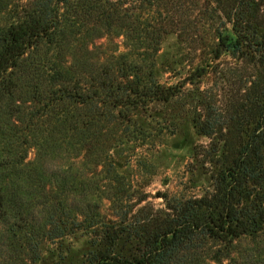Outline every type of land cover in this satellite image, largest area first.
Returning <instances> with one entry per match:
<instances>
[{"label": "trees", "instance_id": "1", "mask_svg": "<svg viewBox=\"0 0 264 264\" xmlns=\"http://www.w3.org/2000/svg\"><path fill=\"white\" fill-rule=\"evenodd\" d=\"M163 1L0 0V262L36 264L82 231L81 264H264V0H195L219 25L171 86L154 76L163 37L207 23ZM181 100L208 141L211 191L136 209L145 196L132 203L113 152L144 140L127 130L139 116Z\"/></svg>", "mask_w": 264, "mask_h": 264}, {"label": "rangeland", "instance_id": "2", "mask_svg": "<svg viewBox=\"0 0 264 264\" xmlns=\"http://www.w3.org/2000/svg\"><path fill=\"white\" fill-rule=\"evenodd\" d=\"M163 3L173 16L187 20L188 17H196L200 22L207 23L203 29L182 24L178 32L163 37L155 56L154 76L159 84L171 86L181 83L196 68L199 54L196 51L212 38L219 21L210 24L209 17L213 15L211 9L206 13L190 12L188 8L195 0H164ZM184 27L187 31H180ZM226 28L230 33V27L227 25ZM259 33L264 35V29ZM121 41V38L116 40L119 47ZM101 43L104 41L97 45ZM223 63L222 69L227 68ZM239 72H226L220 80L225 95H236L239 79L244 75L242 71ZM186 103V100H181L169 106L159 105L139 116L137 125L127 130L139 132L144 140L125 143L113 152L116 171L124 177L134 193L132 203L145 196V201L136 209L146 206L154 211L162 210L165 201L159 195H166L168 199H188L211 191L209 166L203 164L205 161L201 155L208 141L194 129ZM48 151L53 155L58 152L57 148ZM34 157L35 151L32 149L27 161H32ZM71 162L68 160L66 166ZM90 240L89 234L79 231L58 242L44 243L36 264H81L85 256L93 251ZM0 264H9V260H3Z\"/></svg>", "mask_w": 264, "mask_h": 264}]
</instances>
